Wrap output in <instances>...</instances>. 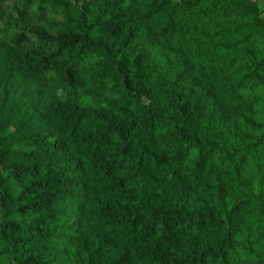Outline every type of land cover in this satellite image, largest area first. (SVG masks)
Wrapping results in <instances>:
<instances>
[{"label":"trees","instance_id":"obj_1","mask_svg":"<svg viewBox=\"0 0 264 264\" xmlns=\"http://www.w3.org/2000/svg\"><path fill=\"white\" fill-rule=\"evenodd\" d=\"M0 264H264V0H0Z\"/></svg>","mask_w":264,"mask_h":264},{"label":"rangeland","instance_id":"obj_2","mask_svg":"<svg viewBox=\"0 0 264 264\" xmlns=\"http://www.w3.org/2000/svg\"><path fill=\"white\" fill-rule=\"evenodd\" d=\"M177 1V0H176Z\"/></svg>","mask_w":264,"mask_h":264}]
</instances>
